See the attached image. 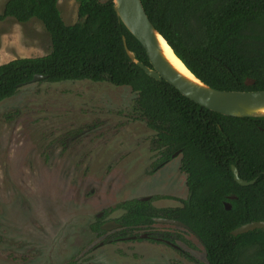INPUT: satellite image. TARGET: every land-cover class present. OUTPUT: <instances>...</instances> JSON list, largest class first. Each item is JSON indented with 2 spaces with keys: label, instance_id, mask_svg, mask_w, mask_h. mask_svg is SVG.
<instances>
[{
  "label": "trees",
  "instance_id": "16d2710c",
  "mask_svg": "<svg viewBox=\"0 0 264 264\" xmlns=\"http://www.w3.org/2000/svg\"><path fill=\"white\" fill-rule=\"evenodd\" d=\"M77 21L66 25L58 0H6L0 21H38L50 50L36 58L0 65V102L13 96L35 75L49 83L108 82L136 95L140 120L154 132L162 164L176 152L185 174L188 201L177 209H155L150 201L131 199L110 209L126 213L115 220L121 229L103 244L137 235L152 218L181 221L199 240L207 264H264V230L232 236L244 224L264 222V118L225 117L197 106L164 81L148 78L128 59L124 47L149 66L141 45L118 20L112 0H74ZM150 22L175 56L201 82L223 91L264 90V0H140ZM246 78L253 85L244 84ZM47 158V155H45ZM231 166L244 181L237 185ZM156 171V168L152 172ZM230 205L225 210L223 204ZM102 222L91 226L106 234ZM89 264V263H87Z\"/></svg>",
  "mask_w": 264,
  "mask_h": 264
},
{
  "label": "rangeland",
  "instance_id": "374dc122",
  "mask_svg": "<svg viewBox=\"0 0 264 264\" xmlns=\"http://www.w3.org/2000/svg\"><path fill=\"white\" fill-rule=\"evenodd\" d=\"M57 7L66 25L77 21L74 0H58ZM49 50L38 21H0V65ZM135 99L129 87L108 82L37 81L0 102V264H154L158 254L173 256L168 248L126 236L103 244L121 229L118 223L100 237L91 229L121 218L125 210H109L124 201L167 193L187 197L180 156L149 175L159 152ZM151 205L170 209L180 203L162 199ZM167 228L154 223L131 236Z\"/></svg>",
  "mask_w": 264,
  "mask_h": 264
},
{
  "label": "water",
  "instance_id": "95a60500",
  "mask_svg": "<svg viewBox=\"0 0 264 264\" xmlns=\"http://www.w3.org/2000/svg\"><path fill=\"white\" fill-rule=\"evenodd\" d=\"M113 10L118 20L122 23L130 35L141 45L145 52L148 63L146 66L138 61L134 54L127 49L123 38L125 53L132 64L137 66L150 79L160 82L164 81L173 87L182 97L191 101L199 107L213 113L232 118H264V90L263 91H223L213 89L198 78H196L185 65L175 56L172 49L157 32L147 17L140 0H112ZM163 42L173 53L174 57L184 67V72L177 69L165 56L161 47ZM45 79L42 75H35L31 83ZM253 80L246 78V86L253 85ZM231 173L234 182L242 187L252 185L255 180L244 181L238 177L237 170L231 166ZM146 201L148 198L138 199ZM225 210L230 209L229 204L224 205ZM156 222L173 224L183 227L182 223L155 219ZM119 225L112 222L111 227ZM107 230V225L101 226ZM264 230V222H251L244 224L230 232L232 236L246 234L253 230ZM144 239L145 235L139 236Z\"/></svg>",
  "mask_w": 264,
  "mask_h": 264
},
{
  "label": "flooded vegetation",
  "instance_id": "af4514ba",
  "mask_svg": "<svg viewBox=\"0 0 264 264\" xmlns=\"http://www.w3.org/2000/svg\"><path fill=\"white\" fill-rule=\"evenodd\" d=\"M153 145H154V149L159 152V156L157 158L156 164L153 166L152 170L149 172H152L154 168H156V171H154L153 173H149L150 176L158 174L159 172H162L163 170H167L168 164H170V162L178 156H180L179 157L180 159L178 161V163H179L178 164V170L180 171L181 154L179 152H176L173 155H171L170 160L165 162L164 164H162V162H163V161H161L162 160V154H161L162 149L157 148V146L155 144H153ZM185 187H186V177H185ZM186 190H187V197L185 200H181L183 197L179 198L178 196H176L173 193H167L164 195H156V196L151 195V196H148L145 198H148V200H146V201H150L151 197L168 196L171 198L169 200H173L174 202L180 203V206H177L175 208H170V209H177V208H181L183 206V202L188 201L190 198L191 194L188 191L187 187H186ZM140 199H142V198H140ZM157 200H162V198L152 199L150 201V204H152L153 201H157ZM225 204H227V203L224 202L223 206ZM152 207L155 208L154 206H152ZM166 209H168V208H166ZM155 219L172 220V221L182 223L181 221H179L177 219H173V218H166V217H161V216L160 217H154V218H152L153 224L154 223L155 224L156 223L161 224V225H164L165 227H168V228L167 229H161L160 231H151V232L148 231V232H145L146 234L144 233V234H140L138 236H129V237H126V239L128 238L129 240H132L134 242L136 240L148 241V242H151L152 244L159 245V247L162 246V247H165V248H168L171 250V253L173 256H169L167 254L166 255H159L158 254L157 262H155L154 264H207L206 255H205L203 247L200 243V240L193 233L190 232L189 228L186 225H184L182 223L184 226L181 227V226H177V225H173V224L160 223V222H156ZM108 221L102 222L100 227L103 225H107V227H111L112 221H110V222H108ZM153 224L149 225L147 227V229H149ZM142 235H145L144 239L139 238V236H142ZM188 236H190L194 239H188L189 238ZM234 237H236V236H234ZM197 245H200L202 247V257L201 258L195 254V253H197L196 250H198Z\"/></svg>",
  "mask_w": 264,
  "mask_h": 264
},
{
  "label": "bare ground",
  "instance_id": "6f19581e",
  "mask_svg": "<svg viewBox=\"0 0 264 264\" xmlns=\"http://www.w3.org/2000/svg\"><path fill=\"white\" fill-rule=\"evenodd\" d=\"M161 47L163 49V52L167 59L179 70L185 73L184 67L181 65V63L174 57L173 53L171 50L163 43L161 42Z\"/></svg>",
  "mask_w": 264,
  "mask_h": 264
}]
</instances>
